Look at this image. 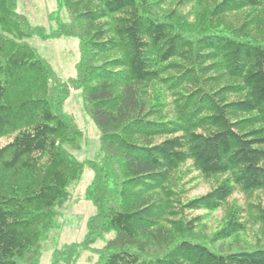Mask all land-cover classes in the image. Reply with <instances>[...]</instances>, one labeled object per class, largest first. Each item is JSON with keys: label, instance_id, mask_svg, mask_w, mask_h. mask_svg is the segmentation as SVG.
I'll return each mask as SVG.
<instances>
[{"label": "trees", "instance_id": "1", "mask_svg": "<svg viewBox=\"0 0 264 264\" xmlns=\"http://www.w3.org/2000/svg\"><path fill=\"white\" fill-rule=\"evenodd\" d=\"M57 1L70 22L47 34L0 0V264H40L87 166V234L52 264H79L111 232L95 264H264V206L233 201L264 192V0ZM37 35L79 40L74 79L27 42ZM72 90L97 126L100 161L74 154ZM190 172L210 190L189 197ZM251 224L255 243L223 248Z\"/></svg>", "mask_w": 264, "mask_h": 264}, {"label": "rangeland", "instance_id": "2", "mask_svg": "<svg viewBox=\"0 0 264 264\" xmlns=\"http://www.w3.org/2000/svg\"><path fill=\"white\" fill-rule=\"evenodd\" d=\"M17 10L26 16L29 22L37 27H44L47 34L58 29L60 23H69L70 14L58 4L57 0H17ZM188 9V6L185 10ZM34 46L39 54L46 59L54 71L65 81L74 79L77 75V63L80 60L79 40L76 37H49L43 39L34 36L27 40ZM66 114L83 131L80 140L81 149L74 152L81 161H100L103 154L100 149L99 132L93 120L85 113L81 91H73L64 104ZM8 139H0V144H5ZM186 185L190 192L189 197H198L205 194L212 187L213 181L190 172ZM94 172L88 166L82 178L69 186L70 197L57 207L59 217L57 228L48 233L43 241V252L40 264H52L53 257L58 250H63L67 245H72L84 240L87 234V221L94 214V207L86 199V190L91 185ZM241 206H249L260 201L264 206V192L252 196L236 194L233 201ZM224 211H219L209 219L208 224L212 229L217 227L223 218ZM217 225V226H216ZM260 225L251 224L247 232L239 239H232L223 243L225 250L242 247L244 242L255 243L260 234ZM116 239V234L111 232L100 238L92 247L82 250L73 261L79 264H95L99 261V254L110 240ZM246 244V243H245Z\"/></svg>", "mask_w": 264, "mask_h": 264}]
</instances>
